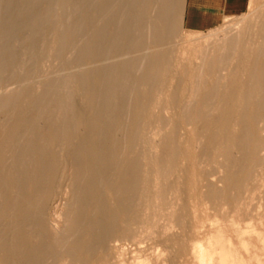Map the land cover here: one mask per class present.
<instances>
[{"label": "bare ground", "instance_id": "obj_1", "mask_svg": "<svg viewBox=\"0 0 264 264\" xmlns=\"http://www.w3.org/2000/svg\"><path fill=\"white\" fill-rule=\"evenodd\" d=\"M144 1H99L100 5L104 4L100 7L115 3L117 8L97 31L92 32L93 35L87 34L79 40L78 53L72 56L74 66L81 70L71 74L70 79L84 100L80 102L71 93L54 90L53 102L63 107L57 116L44 118L46 123L42 134L38 131L40 116L37 120L35 117V124L28 126L32 128L31 133L22 128L27 120L28 107L37 102L40 105L42 101L43 106L49 104L44 102L45 94L34 96L24 83L23 96L15 91L6 92L5 96L2 94L0 105L8 106L13 97L10 104L16 109L10 115L9 128L0 130V264H43L46 257L58 261L67 257L76 264H90L94 252L106 244L109 235L119 226L118 214L129 206L137 189L139 163L132 148L138 122L147 110L134 85L116 102L111 101L113 96L109 93L120 83L124 68L130 66L131 61H134L133 68L138 67L133 84H146L157 73L155 54L133 53L130 59L122 55L131 40L134 23L142 17L138 6ZM178 3L180 0H163L159 9L164 13L161 17L166 18ZM55 4L61 9V17L55 21L54 32L57 47L63 51L75 38L77 20L63 12L72 7L71 0H0V72L13 67L10 41L18 31H27L26 49L33 56L35 39L55 17ZM97 12L98 8H92L86 14L83 29L90 26ZM235 42L234 37H229L218 47L217 55L211 60L214 67L216 62L226 60ZM256 54L257 62L246 81L251 87L240 86L243 82L231 73L226 90L222 94L216 93L223 105L220 117L204 112L200 101L182 106L185 119L194 125L195 130L204 132L207 146L212 145L218 136L222 137L223 145L216 151L222 156L226 170L222 178L226 188H239L248 180L256 153L264 145V137L255 126L264 117V44L257 48ZM108 57L111 58L106 63L96 62ZM91 62H94L92 66L81 67ZM209 62L207 66H210ZM193 92L201 100L212 97L215 88L197 87ZM234 98L242 102L243 110H235ZM22 103L25 108L21 107ZM231 121L237 125L236 129ZM234 148L240 152L239 158L232 155ZM5 151L14 155L12 164L16 170L10 174L5 173ZM60 161L69 167L65 175L69 185V217L66 229L51 232L43 213L51 200L56 178L62 171ZM110 174L116 176L111 186L106 179ZM9 187L15 189L14 196L8 193ZM207 189L211 195L213 190ZM25 226H31V232ZM250 227L248 224L242 229L235 227V240L230 239L223 227H214L197 246V258L202 264H252L256 254L246 252L243 255L242 250L253 240L240 233L253 231L263 248L264 234Z\"/></svg>", "mask_w": 264, "mask_h": 264}, {"label": "rangeland", "instance_id": "obj_2", "mask_svg": "<svg viewBox=\"0 0 264 264\" xmlns=\"http://www.w3.org/2000/svg\"><path fill=\"white\" fill-rule=\"evenodd\" d=\"M99 1L71 0L72 7L63 11L66 16L77 20L75 38L63 51L57 47L54 32L55 21L61 17L57 4L54 5L53 21L35 39L33 56L26 49L27 31H18L11 39L14 64L11 69L0 72V99L9 91L23 96V89L27 87L34 96L45 94L44 102H49L45 106L42 101L40 105L37 102L28 107L25 129L22 128L28 133L32 132L28 126L35 124L38 116V131L42 134L46 123L44 118L60 113L63 106L53 102L54 90L71 93L83 102L78 87L70 79L71 74L81 70L74 66L72 56L78 53L79 40L87 34L93 35L117 8L115 3L100 7L104 4L100 5ZM162 1L145 0L138 6L142 17L134 23L131 40L122 51L125 58L139 52L155 54L158 58L155 77L146 84H133L138 67L133 68L134 61H131L130 66L124 68L120 85L109 93L113 96L111 101L116 102L134 85L147 111L138 122L132 148L139 163L136 193L129 206L118 214L120 227L109 235L105 245L94 252L90 264H202L196 248L216 226L223 227L232 240L237 237L235 229L244 228V224L264 234V145L256 153L248 180L239 188H226L222 181L226 170L222 156L216 151L223 145L222 137L218 136L212 145L207 146L204 132L195 130L182 114V106L200 101L204 112L220 117L223 105L216 96L226 90L231 73L243 82L240 86H252L246 81L257 62L256 50L264 44V0H246L242 9L226 15L217 26L206 29L191 25L183 27V0L168 12L166 18L161 17L164 15L159 10ZM92 8H98V12L90 26L83 29L84 17ZM229 37H234L235 45L226 60L216 62L214 67L211 60ZM110 58L96 62L106 63ZM208 62L210 66L206 65ZM93 63H84L81 67ZM208 86H214L215 94L199 100L194 89ZM11 100L14 101L13 97ZM10 102L5 107L0 105V130L3 131L9 128L10 115L16 109ZM232 102L236 111L243 110L242 102L236 98ZM24 104L22 108H25ZM231 124L237 128L234 121ZM255 126L264 137V117ZM232 155L239 158L240 152L234 148ZM4 159L7 164L5 173H13L16 166L12 164V152L5 151ZM61 168L51 200L43 213L51 232L66 229L69 217V185L65 179L68 164L60 161ZM106 179L111 186L116 176L110 174ZM207 188L213 190L211 195ZM7 191L11 196L15 195L13 187ZM25 228L32 230L31 226ZM240 235L253 240L242 250L243 255L254 253L257 261L253 258L252 264H264V248L255 239L256 233L245 231ZM58 260L46 257L43 264H76L67 257Z\"/></svg>", "mask_w": 264, "mask_h": 264}, {"label": "crops", "instance_id": "obj_3", "mask_svg": "<svg viewBox=\"0 0 264 264\" xmlns=\"http://www.w3.org/2000/svg\"><path fill=\"white\" fill-rule=\"evenodd\" d=\"M245 3L246 0H183L181 23L183 27L211 28L226 15L242 9Z\"/></svg>", "mask_w": 264, "mask_h": 264}]
</instances>
